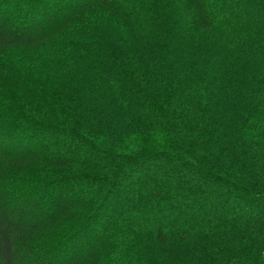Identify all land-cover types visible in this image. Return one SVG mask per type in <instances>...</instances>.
I'll return each mask as SVG.
<instances>
[{"label": "trees", "instance_id": "1", "mask_svg": "<svg viewBox=\"0 0 264 264\" xmlns=\"http://www.w3.org/2000/svg\"><path fill=\"white\" fill-rule=\"evenodd\" d=\"M167 256L264 264V0H0V264Z\"/></svg>", "mask_w": 264, "mask_h": 264}, {"label": "rangeland", "instance_id": "2", "mask_svg": "<svg viewBox=\"0 0 264 264\" xmlns=\"http://www.w3.org/2000/svg\"><path fill=\"white\" fill-rule=\"evenodd\" d=\"M191 48H192V50L188 51L189 53H191V56H196V55L202 53V51H199L200 49L196 50L197 47H191ZM202 60H203V57H202ZM167 257H168L167 260H166L167 264L171 263L172 262L171 258L169 256H167Z\"/></svg>", "mask_w": 264, "mask_h": 264}]
</instances>
